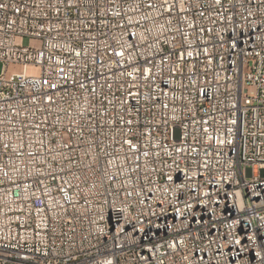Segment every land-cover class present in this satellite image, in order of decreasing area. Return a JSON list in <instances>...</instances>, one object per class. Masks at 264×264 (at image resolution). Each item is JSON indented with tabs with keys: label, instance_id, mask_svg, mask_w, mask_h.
<instances>
[{
	"label": "built area",
	"instance_id": "built-area-1",
	"mask_svg": "<svg viewBox=\"0 0 264 264\" xmlns=\"http://www.w3.org/2000/svg\"><path fill=\"white\" fill-rule=\"evenodd\" d=\"M0 64V264H264V0H0Z\"/></svg>",
	"mask_w": 264,
	"mask_h": 264
},
{
	"label": "bare ground",
	"instance_id": "bare-ground-1",
	"mask_svg": "<svg viewBox=\"0 0 264 264\" xmlns=\"http://www.w3.org/2000/svg\"><path fill=\"white\" fill-rule=\"evenodd\" d=\"M103 237H112V230H103Z\"/></svg>",
	"mask_w": 264,
	"mask_h": 264
},
{
	"label": "rangeland",
	"instance_id": "rangeland-1",
	"mask_svg": "<svg viewBox=\"0 0 264 264\" xmlns=\"http://www.w3.org/2000/svg\"><path fill=\"white\" fill-rule=\"evenodd\" d=\"M1 69H2V65L0 64V71H1Z\"/></svg>",
	"mask_w": 264,
	"mask_h": 264
}]
</instances>
